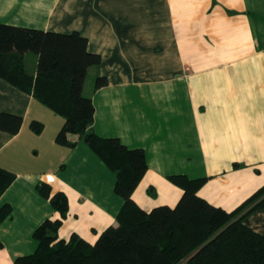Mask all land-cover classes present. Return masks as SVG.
Returning <instances> with one entry per match:
<instances>
[{
    "label": "crops",
    "instance_id": "1",
    "mask_svg": "<svg viewBox=\"0 0 264 264\" xmlns=\"http://www.w3.org/2000/svg\"><path fill=\"white\" fill-rule=\"evenodd\" d=\"M0 23L88 39L101 56L84 85L94 130L145 150L148 170L134 192L143 209L178 203L172 174L208 177L199 194L229 211L264 185V0H0ZM36 62L27 55L30 72ZM98 76L108 84L95 90ZM1 113L23 124L0 130V167L16 174L0 197V209L13 207L0 219V264L33 253L35 229L59 216L38 191L43 182L69 198L60 237L94 242L117 224L116 175L85 141H57L63 116L2 77ZM245 222L264 235V207Z\"/></svg>",
    "mask_w": 264,
    "mask_h": 264
},
{
    "label": "trees",
    "instance_id": "2",
    "mask_svg": "<svg viewBox=\"0 0 264 264\" xmlns=\"http://www.w3.org/2000/svg\"><path fill=\"white\" fill-rule=\"evenodd\" d=\"M29 53L37 57L35 72L27 66ZM100 63L101 56L89 50L88 39L78 31L60 33L0 23V77L63 116L57 141L72 148L85 141L116 175L115 192L124 201L117 224L105 228L96 241L77 232L66 239L60 237L59 230L68 216V195L41 183L38 191L50 200L59 216L45 219L35 229L36 250L16 257L14 263L264 264V235L245 222L264 207V185L229 211L199 194L208 177L179 173L168 176L183 189L174 207L159 205L147 211L137 203L134 192L148 170L146 152L128 147L118 137L97 134L95 103L84 93L89 69ZM107 84L106 77L98 76L94 88ZM22 124L19 115L0 114V130L14 134ZM31 128L40 133L44 124L33 121ZM72 135L77 140H72ZM15 179L14 172L0 167V197ZM12 212L11 204L3 205L0 219Z\"/></svg>",
    "mask_w": 264,
    "mask_h": 264
},
{
    "label": "rangeland",
    "instance_id": "3",
    "mask_svg": "<svg viewBox=\"0 0 264 264\" xmlns=\"http://www.w3.org/2000/svg\"><path fill=\"white\" fill-rule=\"evenodd\" d=\"M29 57H34L35 58V54L34 53H29ZM29 62H31L30 59H29Z\"/></svg>",
    "mask_w": 264,
    "mask_h": 264
}]
</instances>
